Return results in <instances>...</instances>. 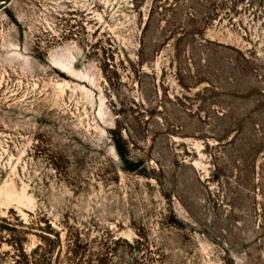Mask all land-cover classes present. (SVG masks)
Here are the masks:
<instances>
[{"label": "rangeland", "instance_id": "374dc122", "mask_svg": "<svg viewBox=\"0 0 264 264\" xmlns=\"http://www.w3.org/2000/svg\"><path fill=\"white\" fill-rule=\"evenodd\" d=\"M0 264H264V0H3Z\"/></svg>", "mask_w": 264, "mask_h": 264}, {"label": "water", "instance_id": "95a60500", "mask_svg": "<svg viewBox=\"0 0 264 264\" xmlns=\"http://www.w3.org/2000/svg\"><path fill=\"white\" fill-rule=\"evenodd\" d=\"M3 2H5V1L0 0V7L3 5Z\"/></svg>", "mask_w": 264, "mask_h": 264}]
</instances>
